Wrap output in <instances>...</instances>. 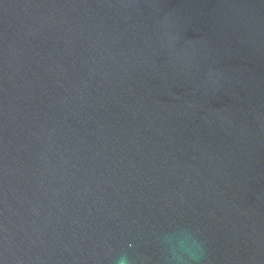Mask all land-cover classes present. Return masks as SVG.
<instances>
[{
    "label": "water",
    "instance_id": "water-1",
    "mask_svg": "<svg viewBox=\"0 0 264 264\" xmlns=\"http://www.w3.org/2000/svg\"><path fill=\"white\" fill-rule=\"evenodd\" d=\"M264 264V0H0V264Z\"/></svg>",
    "mask_w": 264,
    "mask_h": 264
},
{
    "label": "clouds",
    "instance_id": "clouds-1",
    "mask_svg": "<svg viewBox=\"0 0 264 264\" xmlns=\"http://www.w3.org/2000/svg\"><path fill=\"white\" fill-rule=\"evenodd\" d=\"M160 243L167 253V264H201L204 247L195 233L178 229L165 235ZM114 264H132V261L122 253L114 259Z\"/></svg>",
    "mask_w": 264,
    "mask_h": 264
}]
</instances>
